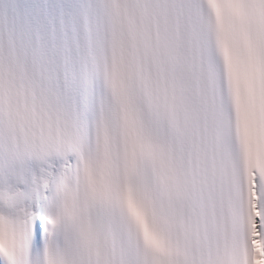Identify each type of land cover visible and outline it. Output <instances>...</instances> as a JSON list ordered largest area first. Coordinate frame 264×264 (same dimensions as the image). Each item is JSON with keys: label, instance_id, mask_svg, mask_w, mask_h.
I'll return each mask as SVG.
<instances>
[{"label": "snow or ice", "instance_id": "snow-or-ice-1", "mask_svg": "<svg viewBox=\"0 0 264 264\" xmlns=\"http://www.w3.org/2000/svg\"><path fill=\"white\" fill-rule=\"evenodd\" d=\"M0 264H264V0H0Z\"/></svg>", "mask_w": 264, "mask_h": 264}]
</instances>
